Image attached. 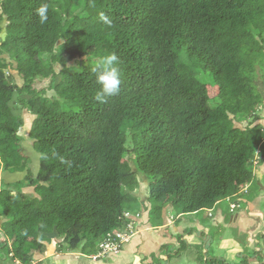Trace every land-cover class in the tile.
Segmentation results:
<instances>
[{"label":"trees","instance_id":"obj_1","mask_svg":"<svg viewBox=\"0 0 264 264\" xmlns=\"http://www.w3.org/2000/svg\"><path fill=\"white\" fill-rule=\"evenodd\" d=\"M0 23V247L12 262L29 264L54 239L57 252L90 258L131 222L126 213L141 216L138 201L161 227L168 206L180 223L258 195L245 197L264 162V126L254 125L264 106V0H0ZM110 53L122 83L100 103L91 69ZM46 79L51 97L33 87ZM24 111L36 173L18 134ZM178 238L198 264H231L209 242ZM255 241L237 264L264 263V233Z\"/></svg>","mask_w":264,"mask_h":264},{"label":"crops","instance_id":"obj_2","mask_svg":"<svg viewBox=\"0 0 264 264\" xmlns=\"http://www.w3.org/2000/svg\"><path fill=\"white\" fill-rule=\"evenodd\" d=\"M31 116V115H30ZM259 172H256V176L259 180V185H261V192L259 195L253 198L252 201L245 203L244 208L234 211L229 219L224 218V216L221 214V210H217V212L214 211V209L206 210L207 214L203 213H196V214H190L186 215L185 217L181 218L180 223H177V217L175 219H171V217L168 215V209L171 207H165L162 212V226L161 227H152L149 223V205L146 203L147 209L144 210L141 214V218L139 220V224L141 230H139V233H137L131 241L124 246L122 251L117 256H111L109 259H105L103 261L99 260L96 262H88L89 264H150L149 260L150 257L154 256L153 254L158 256V259L165 263L166 260H171L169 258V255L171 252H174L176 254V258H180L182 255V252L179 251V247L181 246L179 243L178 233H176V229H180L179 232L182 236V240L186 242L189 245H200L201 241L209 242L212 239V232L214 233L218 228L220 241L222 243L224 241H230L232 240V246L230 248L229 255L232 257V254L234 255L235 246L237 248H240L241 251L237 252L235 254L236 258L239 260V254L244 251L243 243H239V238L243 237L244 235V228L248 231H251L249 228L250 221L256 220L263 223L264 227V185L262 183V179L264 175L259 178L258 176ZM4 175V174H3ZM11 180L13 178H10ZM137 194V193H136ZM261 194V195H260ZM142 198H140L141 200ZM141 201H144L141 200ZM146 213V217L143 216V214ZM254 215V216H252ZM146 219V220H143ZM167 226H166V225ZM183 225V230H182ZM148 226V227H147ZM164 226V227H163ZM173 227L174 234L170 239V236L167 234V231H169V227ZM176 226V227H175ZM161 232L156 234L154 231L152 232L151 229L156 228H162ZM143 228V229H142ZM192 230V232L188 233L186 230ZM157 230V229H156ZM253 230V229H252ZM178 231V230H177ZM166 232V234H165ZM233 236V237H230ZM168 238V239H167ZM237 241H236V240ZM164 240L166 241V244L164 243ZM219 241V240H218ZM172 246L169 248L166 246ZM150 250V251H149ZM182 250V249H181ZM155 251V252H154ZM80 255L78 257L77 255ZM226 253L223 255L220 253V255L215 253L216 257L221 256L222 259H225ZM82 256H84L81 253L72 252V255L68 258L69 260L66 261V264H85L84 260H82ZM224 256V257H223ZM86 257V256H84ZM144 257V258H143ZM88 260L89 258L86 257ZM118 258V259H117ZM133 258V260H132ZM141 258H143V263L141 262ZM155 258V257H153ZM130 259L132 260L130 262ZM181 259V258H180ZM91 261V260H90ZM160 261H158L160 263ZM195 261V260H194ZM228 261V260H226ZM230 261V260H229ZM196 262V261H195Z\"/></svg>","mask_w":264,"mask_h":264},{"label":"rangeland","instance_id":"obj_3","mask_svg":"<svg viewBox=\"0 0 264 264\" xmlns=\"http://www.w3.org/2000/svg\"><path fill=\"white\" fill-rule=\"evenodd\" d=\"M0 25L2 26L3 23H0ZM3 36H4V32L1 30L0 31V38H3ZM204 79L207 82L208 88L209 89H213V87L211 85L212 78L210 76H206ZM15 80L17 81L18 85L22 84V81L16 75H15ZM56 82H58V80ZM261 83H262V85H261ZM256 84L261 89V93L264 96V79L262 77H258V80L256 81ZM50 86H51L50 79L37 81L33 85V87L36 90H45L46 93H47L46 95L51 97L52 95H54V91L51 89ZM15 100H16V96L13 98V103H15ZM245 112H247L248 115H250V113L252 111H251L250 108H248V109H246ZM23 115H24V118H23L24 119V126L21 128V130L19 131L18 134L21 137H23V141H22L23 154L25 156H28V158L31 160L29 168L34 173H36L35 171L38 168L39 158H38V155H36V153L31 148L33 141L28 138V131H29L30 125L32 123L33 117L30 116L26 111H24ZM258 115L262 116V119L260 121L255 122L254 125L262 124V126H264V106L258 112ZM244 124L245 123H241L242 126H244ZM125 160H127V158ZM257 171L259 172V174H258L259 178H261L264 175V162L260 166H257ZM1 179L3 180V172L0 171V180ZM7 180L12 183V180L10 178H7ZM253 184L251 185L249 194L245 196L247 201H249V199H252L253 195H257V194L259 195V193H260L259 185L255 184V183H253ZM257 186H258V189H257ZM146 190H147V185L144 184V183H141L139 192L136 194V196L139 197V198H142L141 200H143V199L145 200L146 196H144V195H145ZM23 191H24L25 194H27V195H29L31 197L35 196L33 188H27V189H24ZM161 201L163 202L165 200L163 199ZM233 203H237V205H238L237 209L238 210L244 208V205H245L244 202L238 201V200L236 201L235 199L224 200L222 203H220L221 207H219V210H221V214L224 216V218L229 219L231 217L232 213H231L230 210L232 208L231 205ZM139 204H140V201H138V203H133L132 204V208H133L134 211L139 209L138 213L142 214L143 207H141ZM145 208L147 209V206H145ZM204 214H207L206 210H205ZM145 215H146V213L143 214V216H145ZM168 215L171 217L172 220L176 218L175 213L173 212L172 208L168 209ZM252 216H254V215H252ZM141 218H136L134 220L133 224H132L133 227L135 228V231L137 233H139V230H141V228H140V225L136 224V223H139V220ZM143 220H146V219H143ZM1 223H2V220H0V242H2L4 240L3 239L4 238L3 237V233H2L3 232L2 231L3 227L1 225ZM248 223H249V228H250L251 231H248L247 229L245 230V228H244V232L245 233H244V235H242L243 237H240L238 240H239V243H243L244 242L243 249L247 245V247L250 248L249 250H253V247L255 246V242H256L255 241V236L258 235L259 233H264V227H263V223L260 222V221L258 222L256 220H253V221H250ZM163 227L162 228H156L157 230L156 229H151V230H152V232L154 231L155 233L157 232L156 234H158L159 232H161ZM173 227L170 226L169 229H168L169 231H167V234L170 236V239H171V237L174 234ZM182 230H183V225H182ZM179 231H180L179 228L176 229V233H178L180 235L181 232H179ZM165 234H166V232H165ZM212 235H213V232H212ZM230 237H233V236L229 235V238ZM220 239L221 238L219 236V231H218V229H216V232H215L214 236H212V239L209 241V243L212 244V246L210 248L213 249L215 251V253L218 254V255H220V253L222 255L224 253H226L225 257L224 256L223 257L225 258V260H228V262H230L231 264H233V263L237 264L238 262H240L239 261L240 260V256H239V260H238V258H236V256H235V254L237 252H240L241 249L237 248L235 246L236 250H234V255L232 254V257H231L229 255V252H230V248H231V245H232L231 244L232 240L224 241L222 243V241H220ZM166 241L167 240H164L163 244H166ZM59 242H60L59 240L54 239L53 243L47 244V247L45 249V253L44 254L34 253L33 260L29 264H66V261L69 260L68 258L70 257V255H72V252H70V253H59V252H57V248L56 247H57V244H59ZM232 246H234V244ZM255 251H257V249H255ZM263 251H264V248H263ZM194 254H195V252L193 253V250H191V247H187L186 246V249L182 250V254H181L182 256L180 257L181 259L180 258L177 259L176 258V254L174 252H171V254H170V255H172L170 257L171 260L170 261L166 260V262L163 263V262H161L158 259V256L155 255V253H154L153 257H155V258H153L151 256L149 262H150V264H198L197 262L194 261V258H193ZM77 256L80 257L79 254ZM114 256H117V255H114ZM82 257H83L82 260H84L85 264H89L88 262H92V261H90L91 258H89V260H88L86 257H84V256H82ZM219 257H221V256H219ZM143 258H141V262L142 263H143V260H144ZM132 260H133V258H132ZM132 260L130 259V262ZM158 261H160V263ZM0 264H19V262H17V261H13L12 262L10 257H8V258L5 257V255L1 253V247H0ZM143 264H145V263H143ZM250 264H264V263H258L256 261H252V262H250Z\"/></svg>","mask_w":264,"mask_h":264},{"label":"clouds","instance_id":"obj_4","mask_svg":"<svg viewBox=\"0 0 264 264\" xmlns=\"http://www.w3.org/2000/svg\"><path fill=\"white\" fill-rule=\"evenodd\" d=\"M48 13L49 5L47 3H41V5L36 9V15L38 16L39 23L41 25L48 21ZM91 70L95 75L96 84L98 85V89L95 94V99L98 102L104 103L109 98L119 93L122 83L121 69L118 64V57L114 53L103 55ZM104 260L105 259H103V261ZM91 261L96 262L93 260Z\"/></svg>","mask_w":264,"mask_h":264},{"label":"built area","instance_id":"obj_5","mask_svg":"<svg viewBox=\"0 0 264 264\" xmlns=\"http://www.w3.org/2000/svg\"><path fill=\"white\" fill-rule=\"evenodd\" d=\"M125 217L131 219V222L123 230L114 231L112 234L108 235L105 240L99 244L98 252L90 256L91 260L97 261L99 259H106L118 255L122 248L137 234L132 225V221L139 218V216H132V214L126 213Z\"/></svg>","mask_w":264,"mask_h":264}]
</instances>
